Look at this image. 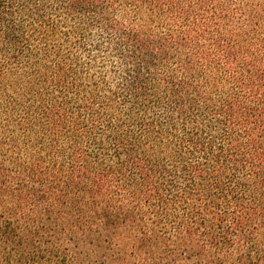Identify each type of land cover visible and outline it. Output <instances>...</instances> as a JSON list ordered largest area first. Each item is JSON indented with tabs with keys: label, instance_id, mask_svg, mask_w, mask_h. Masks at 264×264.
Masks as SVG:
<instances>
[{
	"label": "trees",
	"instance_id": "obj_1",
	"mask_svg": "<svg viewBox=\"0 0 264 264\" xmlns=\"http://www.w3.org/2000/svg\"><path fill=\"white\" fill-rule=\"evenodd\" d=\"M148 224L264 225V0H0V264Z\"/></svg>",
	"mask_w": 264,
	"mask_h": 264
},
{
	"label": "rangeland",
	"instance_id": "obj_2",
	"mask_svg": "<svg viewBox=\"0 0 264 264\" xmlns=\"http://www.w3.org/2000/svg\"><path fill=\"white\" fill-rule=\"evenodd\" d=\"M102 225H73L62 237L69 245L75 264H215L209 255L198 253L200 243H206L205 233L195 235L178 225H107L116 232L117 238L110 243L93 237ZM90 228L92 230H90ZM234 235V251L240 253L238 259L226 258L224 264H264V225H244L237 227ZM149 236L148 244L139 243V236ZM141 239V237H140ZM109 244L113 249L120 245L119 253L103 252L98 245ZM263 250L256 254L253 246ZM140 246V247H139ZM148 251V254L142 251ZM111 256L113 259H111ZM113 260V261H112Z\"/></svg>",
	"mask_w": 264,
	"mask_h": 264
}]
</instances>
